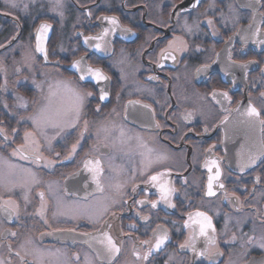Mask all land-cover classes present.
<instances>
[{"label":"flooded vegetation","instance_id":"af4514ba","mask_svg":"<svg viewBox=\"0 0 264 264\" xmlns=\"http://www.w3.org/2000/svg\"><path fill=\"white\" fill-rule=\"evenodd\" d=\"M16 4L0 0V157L36 182L0 188V262L37 264L42 254L43 264H264V155L247 159L264 150V0ZM41 22L46 61L35 46ZM62 85L83 98L79 115L41 131L33 118L51 111ZM249 105L261 113L253 123ZM235 110L242 133L232 142L224 123ZM25 132L37 142L28 159L11 155ZM157 155L166 158L148 166ZM97 159L102 193L85 167ZM209 161L221 173L211 196ZM159 173L173 189L167 200L148 179ZM197 212L211 220L207 235ZM104 232L120 250L111 259L97 255Z\"/></svg>","mask_w":264,"mask_h":264},{"label":"snow or ice","instance_id":"6c2138e0","mask_svg":"<svg viewBox=\"0 0 264 264\" xmlns=\"http://www.w3.org/2000/svg\"><path fill=\"white\" fill-rule=\"evenodd\" d=\"M5 4L9 7L15 8L17 6L16 4V0H5ZM61 4V0H56V5L59 6ZM109 23L115 24L116 20L110 19ZM209 23H211V21H209ZM49 28V25L44 24L40 26V29L38 30L37 33V51H41L43 52L44 49L42 47L41 41L44 37V35L47 33V30ZM257 31H259V29H257ZM88 38H86L87 41ZM92 39H98V37H94ZM169 47H171V44L169 45ZM97 48H99V45H97ZM174 58V57H173ZM79 61H77L76 64L73 65V67H78L79 65ZM86 75L91 76L93 79L100 81V80H104L107 79L105 76H103V74L101 73V71L99 69H87ZM85 78L84 75H82L80 77L81 80H83ZM88 95H91V93H88ZM223 95L225 96V98H227V93H223ZM106 93L101 95L100 99L103 100L105 99ZM83 101V98L75 95L73 97V99L71 100L70 104H64L63 102L60 104V106H58L57 108L51 110V111H44L41 112V114L38 117L33 118V124L36 125V127L42 131V129L44 127L47 126H53L56 127L58 126V121L60 118L68 116L71 113H74L76 116L79 115V109H80V105ZM145 107H148L147 105H145ZM246 115L249 117V122L253 123L254 119H258L261 115V113H259L257 111V109L251 105L248 106ZM262 125H264V120H260L259 121ZM15 131V130H14ZM4 132L3 129H0V134H2ZM33 133L32 132H25L24 134V139H25V144L22 145L21 147L14 149L13 152L11 153V155L16 156V155H20L22 159H28L29 157L27 155H25V151L26 148L28 146L29 143L32 144H36L37 142L35 141V139L33 138ZM5 139H7V136H5ZM76 149V145L74 144L72 146V150L75 151ZM264 155V150L258 151L255 155L253 154H249L248 156V162L254 163L255 160L258 158V156ZM166 157L161 156V155H157L155 157V159H152L151 157L148 158L147 160V165L151 166L153 163H159L161 161H163ZM35 159L41 160L43 159L42 156L40 155H36ZM48 163H51V161H49ZM100 160H89V161H85V167L89 169V171L93 172V180L96 183V189L99 192H103L104 191V187L103 185L100 183L99 179H97V177L100 175V173L102 172V169L100 168ZM91 166V167H90ZM208 168V171L211 173L213 168L216 169L215 171V175H209L208 177V195H214L215 193L212 190V186H213V182L214 181H218L220 179V169L216 163V161H209L206 163L205 165ZM21 172L25 173V175L23 177H21L17 171H16V166L12 165L10 163H8L3 157H0V188L6 189V190H11L15 187H25L28 183L29 180H31L32 182H36V178H35V174L31 173L29 170L26 169H22ZM119 173H117L118 175ZM141 174H143V172H141ZM165 174L164 173H159L157 175H152L150 176L148 179L151 183H153L155 186H158L159 188V192H160V196L161 199L163 200H167L171 191H173V189H170L167 186V182L163 181L162 178ZM114 189L116 191H119L120 188L122 187L121 184L116 183L113 185ZM221 187H223V185H221ZM41 199H43V193H40ZM138 203H143L142 201H138ZM14 202L9 200L5 202V210L7 211H14V208H9V205H13ZM156 204L155 202L153 203V207H155ZM107 208L105 207L103 209V212H106ZM103 212L100 213V215L103 214ZM81 215H86L87 218L92 221L93 220V214L87 209L84 208L80 211ZM197 217H203L204 222L200 223V235H207V229L212 227L211 224V220L210 218H208L207 216H205L203 213L197 212L196 213ZM96 219H99V216L96 217ZM198 222V221H197ZM185 226L187 227V222L185 224ZM103 239L99 240L98 243L102 246L101 249L97 250V255L98 256H107L109 259H111V257L119 252V248L116 247V245L113 243L111 236L104 232L102 233ZM167 239V235L165 234L163 237H159L156 240L155 245L153 246L154 248H159L163 243L164 240ZM251 240V238H249ZM142 243L147 244V241H143ZM187 245H181V247H186ZM261 248H264V239L261 240L260 245ZM151 251V249H149V252ZM41 256V258L37 261V264H43V260H42V254H38ZM199 255H204V253H199ZM148 258V253L145 254L144 259ZM0 264H2V262H0ZM55 264H61V262L59 260H57L55 262Z\"/></svg>","mask_w":264,"mask_h":264},{"label":"water","instance_id":"95a60500","mask_svg":"<svg viewBox=\"0 0 264 264\" xmlns=\"http://www.w3.org/2000/svg\"><path fill=\"white\" fill-rule=\"evenodd\" d=\"M44 24H46V23H44V22L39 23V25L35 29V46H36V48H37V38H36L37 33H38V30L40 29V26L44 25ZM49 36H50V30L48 29L47 33L44 35V37L41 41V44H42L44 51L43 52L37 51L38 55H40V57H43L44 61L47 60L45 50H46V43H47ZM74 64H71L68 67V70L75 72L74 67H73ZM238 119H239V112L237 110H235L229 116L227 122L224 123V133H225V135L229 141L235 142L236 136H238V134L241 132L240 128H239L241 125H240ZM231 166L232 167H236V166L239 167V165H237L235 163L231 164Z\"/></svg>","mask_w":264,"mask_h":264},{"label":"rangeland","instance_id":"374dc122","mask_svg":"<svg viewBox=\"0 0 264 264\" xmlns=\"http://www.w3.org/2000/svg\"><path fill=\"white\" fill-rule=\"evenodd\" d=\"M60 89V96H56L54 98H52V100L50 101V108L51 110L57 108L58 106H60V104L63 102L64 104H70L71 100L73 99L70 95V93L68 92L67 89H65L64 85H62L61 87H58Z\"/></svg>","mask_w":264,"mask_h":264}]
</instances>
